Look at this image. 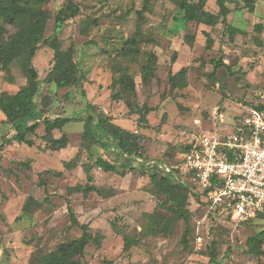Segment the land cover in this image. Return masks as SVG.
<instances>
[{
	"label": "rangeland",
	"instance_id": "374dc122",
	"mask_svg": "<svg viewBox=\"0 0 264 264\" xmlns=\"http://www.w3.org/2000/svg\"><path fill=\"white\" fill-rule=\"evenodd\" d=\"M73 1L80 6L79 16L62 26H55V18L67 0L45 4L49 16L45 37L57 35L64 49L73 50L82 82L62 89L46 82L54 64V51L48 45L40 47L33 59L40 79L35 98L39 109L52 119L76 118L62 130L69 138L68 146L61 151L46 149L48 144L41 138L43 124L36 134L29 135L35 141L33 147L11 140L14 131L0 111V264H39L42 256L56 251L60 244L80 238L81 225L89 226L93 236H104L100 246L89 243L81 264H216L209 256L213 240L219 264H264V255L248 252L249 241L257 235L264 237V216L238 225L208 222L203 220L204 203L196 202L197 194L189 189L191 232L185 243L182 237L186 223L174 219L168 208L170 202L156 192L150 175L158 172L150 165L135 164L104 141L91 152L84 151L74 169L64 167V161H72L77 155L90 114L144 134L141 145L149 160L174 161L195 130L222 129L230 124L238 103L264 95V32L254 30L255 24H264V0L257 3L253 13L235 9L238 0L228 4L233 10L228 23L240 29L234 39H230L223 22L210 27L185 21L171 0H150L148 8H144L143 0ZM206 8L214 12L219 9L216 0H208ZM141 10L143 17L139 20L137 12ZM89 21L95 24L91 23L83 34L81 25ZM138 25L148 40L141 41L138 61L130 64L137 88L132 106L146 104L152 108L147 122H140L139 114L130 113L123 101L111 97L116 76L113 65L123 60L117 51L135 35ZM14 31L7 26V35ZM206 33L213 39L211 48H207ZM25 43L33 45L31 39ZM145 50L154 51L159 64L148 85H143L141 78ZM182 67H188V86L172 90L169 75ZM12 74L15 80L9 83L0 71V93H15L26 84L18 64L13 65ZM95 125L101 130L97 120ZM63 132L55 131L54 135L61 137ZM99 156L115 163L118 170L94 168L90 184L82 165L93 163ZM89 184L116 195L69 193L71 187ZM30 198L26 213L23 209ZM164 202L166 207L161 206ZM153 211L171 219L168 233L153 236L146 232L149 219L145 213ZM71 212L79 224H72ZM126 235L137 238L139 244L125 250ZM197 235L203 239L200 244ZM260 249L264 252V241Z\"/></svg>",
	"mask_w": 264,
	"mask_h": 264
},
{
	"label": "trees",
	"instance_id": "16d2710c",
	"mask_svg": "<svg viewBox=\"0 0 264 264\" xmlns=\"http://www.w3.org/2000/svg\"><path fill=\"white\" fill-rule=\"evenodd\" d=\"M50 1L0 0V71L5 73V79L9 83H13L15 77L12 74V67L18 64L21 72L27 79L26 84L21 86L15 93L7 91L0 93V111L5 116V122L10 124L14 131L11 140L33 147L35 141L29 135L36 134L37 129L43 124L44 133L41 134V138L48 144L45 148L61 151L69 144L67 134L62 131L63 127L70 122L76 121V118L56 117L52 119L46 115L45 111L39 109L35 98L40 90V79L38 71L33 64V59L40 47L48 45L53 49L54 64L45 80L48 83L55 84L58 89L78 86L82 82V74L78 63L74 60L73 50L64 49L57 35H54L52 39L45 37L49 16L44 6ZM171 1L178 5V8L183 13V19L187 22H195L210 27L223 22L229 32L230 39H234L235 35L240 31V29L228 23V16L233 11L228 4L233 3L234 0H216L219 8L216 12L206 8L208 0ZM259 1L261 0H238L235 9L241 8L247 10L249 13H253ZM143 2L144 8H148L150 0H143ZM143 10L137 12L139 20L143 17ZM79 13L80 6L73 0H67L65 7L56 15L55 26H62L67 20L77 18ZM91 23L95 24L94 21H89V23L85 22V25H81V32L83 34H87ZM7 26L13 27L15 31L7 35ZM254 30L258 34H262L264 32V24H255ZM206 36L207 48H211L213 39L209 33H206ZM28 39L33 41V45L30 47L25 43ZM146 40H148L146 34L142 31L140 25H138L135 35L126 39L123 46L117 51L123 60L115 62L113 65L116 76L111 85L112 99L123 101L129 107L130 113L139 114L140 122H147V115L152 108L146 104L141 107L132 106V99L137 97V88L135 76L130 71V64L138 61L139 55L142 52L140 43ZM175 57L176 55H174L173 61ZM158 69V55L152 50L146 51L145 62L141 70L142 84H150L156 76ZM187 73L188 67H182L176 73L171 72L169 75L170 88L172 90L186 88L188 86ZM39 113L40 119L38 117ZM96 120L101 130L95 125ZM55 131L63 132L61 137H56L54 135ZM145 138L144 134L125 129L113 123L110 118L98 119L95 115L90 114L86 119L77 155L72 161H64V167L74 169L78 165L79 156L84 151L91 152L94 147L101 145L104 141H106L108 147L115 146L119 153L125 155L127 158L139 157L142 159V164L145 165L149 162V159L143 155L144 147L141 145V142ZM109 140L111 144L108 143ZM82 167L85 174H87L90 184L94 181V177L91 175V171L94 168L105 172H116L118 170L115 163L102 156L96 158L93 163H84ZM123 174L125 175L126 173L123 172ZM150 180L156 188V192L164 194L167 202H170L169 204L171 205L168 208L172 212L174 219L183 220L186 223V229L182 237V241L186 243L191 232V211L188 209L189 189L191 188L182 183H175L171 175L164 176L161 173H153L150 175ZM90 184L85 187L81 185L71 187L69 193L76 191L84 192V194L97 192L105 197H111L114 194V192L107 194L103 188ZM30 200L31 198L23 209L26 213L28 212ZM161 206L166 207V202L162 203ZM145 214L149 219L148 225L145 227L149 235L157 236L170 231V218L163 217L155 211ZM262 216H264V213L259 214L257 218ZM71 221L73 225L79 224L73 212H71ZM207 221H222L223 224L232 222L230 215H213L212 213L209 214ZM81 228L83 233L80 238L60 244L56 251L42 256L39 264H81V258L84 256L85 249L89 243L93 241L100 246V241L104 237L101 234L97 236L91 235L89 226L81 225ZM257 236L249 241L250 247L248 252L256 256L264 255V252L260 249L264 237ZM123 239L125 250H129L133 245H138L140 242L137 238L135 239L127 235L123 236ZM216 245L215 240L211 241L209 256L211 261L219 264L220 262L215 254Z\"/></svg>",
	"mask_w": 264,
	"mask_h": 264
},
{
	"label": "built area",
	"instance_id": "2783aa9c",
	"mask_svg": "<svg viewBox=\"0 0 264 264\" xmlns=\"http://www.w3.org/2000/svg\"><path fill=\"white\" fill-rule=\"evenodd\" d=\"M184 147L174 161L145 165L188 185L206 207L203 220L210 213L227 214L238 225L264 213V95L238 103L230 130H195ZM127 159L143 163L139 157ZM196 240L203 239L197 235Z\"/></svg>",
	"mask_w": 264,
	"mask_h": 264
},
{
	"label": "crops",
	"instance_id": "0c3cea01",
	"mask_svg": "<svg viewBox=\"0 0 264 264\" xmlns=\"http://www.w3.org/2000/svg\"><path fill=\"white\" fill-rule=\"evenodd\" d=\"M261 21H263V20H261ZM238 106V105H237ZM236 113V112H235ZM235 113H234V115H235ZM222 115V114H221ZM233 115V116H234ZM222 117H223V122H224V116L222 115ZM233 118V117H232ZM232 118H231V122H230V124H227L226 126H223L222 127V129L223 130H225V131H228V130H230L231 129V123H232ZM221 129V128H220ZM108 148H110V149H112L113 147L111 146V147H108ZM63 150V149H62ZM119 152V151H118ZM118 154H121V153H118ZM123 155V154H122ZM124 156V155H123ZM127 159V158H126ZM151 160H153V159H151ZM156 160H160V159H156ZM150 161V160H149ZM143 165V164H142ZM141 165V166H142ZM114 195H116L115 193H114ZM200 202V198L198 197L197 198V200H196V202ZM203 207H204V210H205V214H206V207H205V205H203ZM207 220V219H206ZM199 222V221H198Z\"/></svg>",
	"mask_w": 264,
	"mask_h": 264
}]
</instances>
